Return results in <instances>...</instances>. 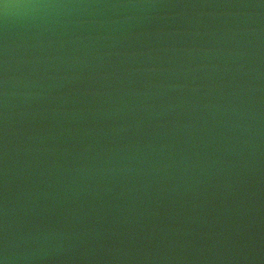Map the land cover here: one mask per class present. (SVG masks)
Segmentation results:
<instances>
[{"label": "water", "instance_id": "1", "mask_svg": "<svg viewBox=\"0 0 264 264\" xmlns=\"http://www.w3.org/2000/svg\"><path fill=\"white\" fill-rule=\"evenodd\" d=\"M0 264H264V0H0Z\"/></svg>", "mask_w": 264, "mask_h": 264}]
</instances>
